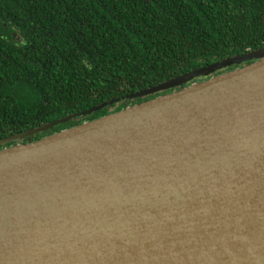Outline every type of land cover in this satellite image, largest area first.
<instances>
[{"label":"water","instance_id":"95a60500","mask_svg":"<svg viewBox=\"0 0 264 264\" xmlns=\"http://www.w3.org/2000/svg\"><path fill=\"white\" fill-rule=\"evenodd\" d=\"M209 76L0 150V264H264V48L126 99Z\"/></svg>","mask_w":264,"mask_h":264},{"label":"trees","instance_id":"16d2710c","mask_svg":"<svg viewBox=\"0 0 264 264\" xmlns=\"http://www.w3.org/2000/svg\"><path fill=\"white\" fill-rule=\"evenodd\" d=\"M264 48V0H0V150L181 90L126 96ZM249 63L216 72L219 75Z\"/></svg>","mask_w":264,"mask_h":264}]
</instances>
